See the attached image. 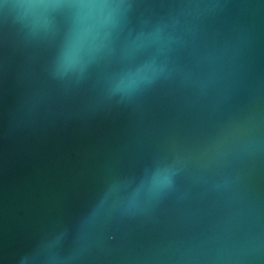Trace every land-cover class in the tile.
Wrapping results in <instances>:
<instances>
[{"label": "water", "instance_id": "water-1", "mask_svg": "<svg viewBox=\"0 0 264 264\" xmlns=\"http://www.w3.org/2000/svg\"><path fill=\"white\" fill-rule=\"evenodd\" d=\"M0 264H264V0H0Z\"/></svg>", "mask_w": 264, "mask_h": 264}]
</instances>
